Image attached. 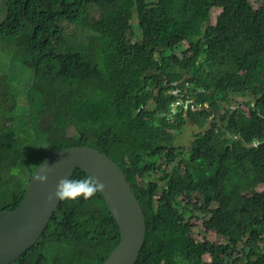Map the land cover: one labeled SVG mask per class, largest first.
Segmentation results:
<instances>
[{"label": "trees", "instance_id": "obj_1", "mask_svg": "<svg viewBox=\"0 0 264 264\" xmlns=\"http://www.w3.org/2000/svg\"><path fill=\"white\" fill-rule=\"evenodd\" d=\"M257 1L258 9L251 0H0V211L19 207L48 154L95 149L142 204L136 264H264V189H253L264 185ZM214 8L222 12L211 25ZM245 93L247 114L231 106ZM188 122L202 131L184 158L173 144ZM180 196L196 198L204 228L223 241L193 237ZM56 210L9 264H103L119 244L100 193Z\"/></svg>", "mask_w": 264, "mask_h": 264}, {"label": "water", "instance_id": "obj_2", "mask_svg": "<svg viewBox=\"0 0 264 264\" xmlns=\"http://www.w3.org/2000/svg\"><path fill=\"white\" fill-rule=\"evenodd\" d=\"M46 168L52 169L46 182L36 181L33 177ZM77 170L96 177L105 185L100 194L120 228L119 244L103 264L137 263L147 231L140 200L120 167L107 155L95 149L76 147L48 154L28 181L19 207L0 211V264L11 263L35 245L61 202L54 199L49 204L46 196L55 189L59 178L73 177Z\"/></svg>", "mask_w": 264, "mask_h": 264}, {"label": "rangeland", "instance_id": "obj_3", "mask_svg": "<svg viewBox=\"0 0 264 264\" xmlns=\"http://www.w3.org/2000/svg\"><path fill=\"white\" fill-rule=\"evenodd\" d=\"M251 3L253 4L254 8L258 9L260 7V3H258L257 0H251ZM222 12L221 9H212L211 11V18H210V23L211 25H215L216 21H217V17L220 15V13ZM134 24L136 23V18L134 16V20H133ZM135 32H139L138 30L135 29ZM189 46V42H184L183 45L181 47H179L178 49L175 50L176 54H178V56L182 57V52L184 49H186ZM13 52H11L12 54ZM9 58V57H8ZM253 100V96L251 94H233L231 96V106H235V107H240L243 112H245L246 114L248 113V107L245 105V103L250 102ZM193 101L192 100H188V101H184L183 99L181 100V105H188L189 107L192 105ZM151 106V105H150ZM5 125L10 126L11 122L10 120H5L4 121ZM207 130V128L205 129ZM202 129H200L198 126H196L195 124L188 122L184 127L181 133H179L178 135L175 136L174 139V147L176 150H178V155L180 157H188V153H189V149L190 146L192 144V142L195 139V136L199 135L201 133ZM66 132V131H65ZM67 133V132H66ZM65 133V134H66ZM164 162V159H158L157 163H161ZM253 189H257V190H261L264 189V185H257L255 188ZM159 192V191H157ZM178 201H180V203L182 205H188V212L186 215L187 219L191 220V223L193 224V237L197 240V241H204V240H208V241H212L215 243H220L221 241H223V239H220L217 234L215 232L212 231H206V229L203 226V222H202V218H204V216H206L207 214L203 213L201 210L197 209L194 206V203L197 202L196 198H192V199H188L187 197H179ZM199 205L204 206L203 203L199 202ZM204 261L205 262H210L211 261V257L209 255H206L204 257Z\"/></svg>", "mask_w": 264, "mask_h": 264}, {"label": "clouds", "instance_id": "obj_4", "mask_svg": "<svg viewBox=\"0 0 264 264\" xmlns=\"http://www.w3.org/2000/svg\"><path fill=\"white\" fill-rule=\"evenodd\" d=\"M51 168L42 170L40 175L33 177L36 181L44 183ZM105 185L96 177L85 175L82 178L61 177L57 180L55 189L46 196V201L51 204L54 199L59 201L77 200L83 198L88 200L100 193ZM205 257V256H204Z\"/></svg>", "mask_w": 264, "mask_h": 264}]
</instances>
